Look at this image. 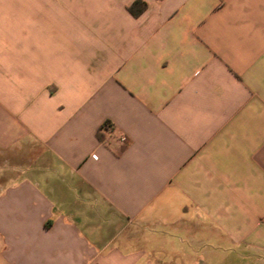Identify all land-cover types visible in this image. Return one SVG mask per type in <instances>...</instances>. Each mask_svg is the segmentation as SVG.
<instances>
[{"label":"crops","instance_id":"0c3cea01","mask_svg":"<svg viewBox=\"0 0 264 264\" xmlns=\"http://www.w3.org/2000/svg\"><path fill=\"white\" fill-rule=\"evenodd\" d=\"M0 264H264V0H0Z\"/></svg>","mask_w":264,"mask_h":264},{"label":"built area","instance_id":"2783aa9c","mask_svg":"<svg viewBox=\"0 0 264 264\" xmlns=\"http://www.w3.org/2000/svg\"><path fill=\"white\" fill-rule=\"evenodd\" d=\"M103 131L107 135V141L114 140L116 141L120 146L124 147L126 142H127V137L118 132L117 130L114 129L110 124H107L103 127Z\"/></svg>","mask_w":264,"mask_h":264},{"label":"trees","instance_id":"16d2710c","mask_svg":"<svg viewBox=\"0 0 264 264\" xmlns=\"http://www.w3.org/2000/svg\"><path fill=\"white\" fill-rule=\"evenodd\" d=\"M137 4H138V3H135V4H133V6H131V7L129 8V12H130L133 16H136L138 13L142 12L143 9L145 8V5H144V6L139 10V12H135L134 8L136 7Z\"/></svg>","mask_w":264,"mask_h":264},{"label":"rangeland","instance_id":"374dc122","mask_svg":"<svg viewBox=\"0 0 264 264\" xmlns=\"http://www.w3.org/2000/svg\"><path fill=\"white\" fill-rule=\"evenodd\" d=\"M28 154L25 152V153H20V155H19V157H20V160H22V159H24V158H26V156H27Z\"/></svg>","mask_w":264,"mask_h":264}]
</instances>
